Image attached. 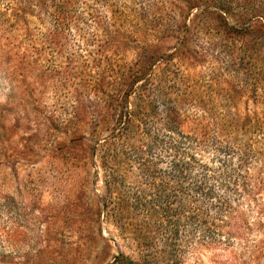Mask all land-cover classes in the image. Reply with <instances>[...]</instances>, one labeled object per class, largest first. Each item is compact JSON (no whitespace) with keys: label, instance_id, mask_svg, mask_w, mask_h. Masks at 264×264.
<instances>
[{"label":"rangeland","instance_id":"rangeland-1","mask_svg":"<svg viewBox=\"0 0 264 264\" xmlns=\"http://www.w3.org/2000/svg\"><path fill=\"white\" fill-rule=\"evenodd\" d=\"M0 264H264V0H0Z\"/></svg>","mask_w":264,"mask_h":264},{"label":"trees","instance_id":"trees-1","mask_svg":"<svg viewBox=\"0 0 264 264\" xmlns=\"http://www.w3.org/2000/svg\"><path fill=\"white\" fill-rule=\"evenodd\" d=\"M173 128H177V126H175V127H173ZM177 130H178V129H177ZM177 135H178V139H177L176 141H177V144H178V145H180L185 139L188 138L187 136L183 135V133H181V132H179V131H177ZM198 165L202 166L204 170H209V169H210L209 165H207V164H202V163L196 161L195 159H193V161L191 162V165H190V166H191V167H197ZM223 166H224V165H223ZM223 169H224V167H223ZM224 173H225V174H224ZM216 174H217V173H214V175H216ZM223 174H224V176H225V175H229L230 172H223V173H221V176H223ZM216 177H219V173H218L214 178H216ZM226 177H228V176H226ZM230 178H232V176H230ZM220 185H224V183H221V182H220Z\"/></svg>","mask_w":264,"mask_h":264}]
</instances>
